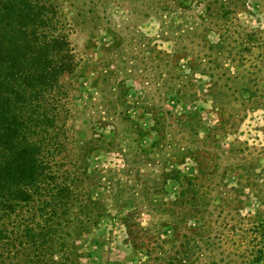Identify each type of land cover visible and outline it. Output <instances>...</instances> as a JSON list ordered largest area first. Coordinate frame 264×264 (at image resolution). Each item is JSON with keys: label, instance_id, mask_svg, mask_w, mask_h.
<instances>
[{"label": "rangeland", "instance_id": "obj_1", "mask_svg": "<svg viewBox=\"0 0 264 264\" xmlns=\"http://www.w3.org/2000/svg\"><path fill=\"white\" fill-rule=\"evenodd\" d=\"M69 1L66 8L76 14L77 0ZM104 1L108 6L114 0ZM182 1L185 7L148 16L140 12V0L131 5L120 0L121 8L99 5L98 26L90 18V31L74 33L78 67L74 77L65 78L71 90L69 124L79 139L93 143L87 152L90 170L105 185L92 196L108 213L79 242L83 264H139L157 237L171 238L173 226L162 224L182 218L179 196L188 179L199 175L197 156L209 160L204 168L213 172L205 183L188 185L199 196L215 198L221 184L238 187L245 166L256 165L252 171L258 178L255 193L247 188L238 196L232 193L228 208L209 201L196 217L188 215L186 229L205 224L214 233L224 232L223 223L238 225L239 217L250 218L259 208L256 192L264 193V0ZM134 4L138 9L131 8ZM107 27L123 38L113 53L105 47ZM214 82L217 98L209 89ZM243 82H249L251 102L237 97ZM134 130L142 135L137 138ZM139 147L152 150L137 154ZM237 164L243 170H234ZM123 183L140 194L129 196ZM114 193L122 201L117 203ZM135 206L141 212L128 221ZM222 207L232 210V220H223ZM233 240L216 253L237 248ZM241 261L233 258L235 264Z\"/></svg>", "mask_w": 264, "mask_h": 264}, {"label": "trees", "instance_id": "obj_2", "mask_svg": "<svg viewBox=\"0 0 264 264\" xmlns=\"http://www.w3.org/2000/svg\"><path fill=\"white\" fill-rule=\"evenodd\" d=\"M124 1L131 5L134 0ZM68 2L0 0V264H83L79 242L108 216L104 203L92 196L96 188L105 185L102 176L90 170L87 152L93 143L79 139L69 124L71 90L65 78L74 77L78 67L74 33L90 31V18L95 23L102 19L97 15L99 5L121 8L122 4L120 0L109 2L108 6L104 0L101 4L99 0H77L73 14L66 8ZM140 2L139 10L145 16L158 9L165 12L186 5L182 0ZM131 8L138 9L136 4ZM107 32L110 42L105 47L113 53V49L121 48L123 38L111 27H107ZM248 84L243 82L237 96L243 103L254 97ZM216 87L214 82L209 89L217 98ZM221 111L225 117L227 112ZM227 122L224 118V125ZM159 123L158 118L156 126ZM133 133L137 138L142 135L141 130ZM152 147H139L137 154H148ZM196 161L199 175L188 179L179 196L182 218L162 224L173 226L172 237H157L139 264H235L234 257L241 258L242 264H264V193L256 192L259 208L250 218L239 217L238 225L223 223L224 232L219 228L214 233L205 224L186 229L188 215L196 217L209 201L221 202L228 208L232 207V193L238 196L244 188L254 192L258 176L252 168L256 170V165H244L238 187L221 184L215 198L208 199L207 195L199 196L188 189V185L205 183L213 173L204 168L209 160L197 156ZM216 163L214 167L219 168V161ZM233 169L243 170V166L237 164ZM121 186L129 196L140 194L134 187L126 190L124 183ZM114 199L122 201L117 193ZM222 208L223 220L227 216L232 220V210ZM140 212L135 206L128 221ZM126 226L131 227L128 223ZM229 238L237 248L216 253Z\"/></svg>", "mask_w": 264, "mask_h": 264}]
</instances>
